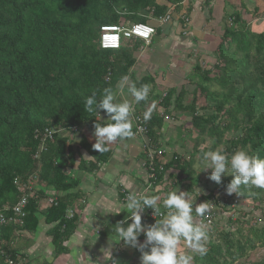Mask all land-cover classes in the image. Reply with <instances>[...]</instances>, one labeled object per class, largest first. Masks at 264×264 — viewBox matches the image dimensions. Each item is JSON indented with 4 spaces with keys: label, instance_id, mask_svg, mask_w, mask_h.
I'll list each match as a JSON object with an SVG mask.
<instances>
[{
    "label": "trees",
    "instance_id": "16d2710c",
    "mask_svg": "<svg viewBox=\"0 0 264 264\" xmlns=\"http://www.w3.org/2000/svg\"><path fill=\"white\" fill-rule=\"evenodd\" d=\"M180 1L0 0V205L17 203L22 193L19 184H33L35 191L28 200L22 225L0 227V264H6V259L16 262L17 252L10 246L14 234L34 232L40 217L53 225L50 234L55 255L66 252L63 244L78 220L75 215L66 218L77 199L78 180L67 175L65 169L73 167L78 145L92 160H81L78 167L87 166L89 172L113 154L109 145L108 151L99 153L73 128L93 133L95 123H109L103 110H99V116L85 111L84 99L93 91L99 98L105 87L115 89L124 76L137 87L150 85L148 100L133 107L135 112H145L155 102L151 119L144 121L154 150L164 116L174 113L189 119L188 135L196 133L198 142L205 141L202 136L209 139L208 147L198 149L194 143L190 151L182 148L184 153H174L164 166L169 171L166 181L171 182L170 187H183L184 192L196 196L204 186L196 197L197 204L214 203L222 216L227 214V219L215 222L209 233L207 255H196L193 264H264V189L249 187L242 188V195L228 194L231 175L222 176L221 183L216 184L208 179L210 169L194 174L191 168L194 159L209 150L231 154L243 149L264 158V32L251 30L241 6L240 11L231 8L224 12L220 22L223 30L210 65L205 67L198 59L190 71L194 79L183 78L194 87L187 105L184 85L178 87L175 82L163 87L156 84L157 74L138 81L132 77L130 71L143 45L140 41L122 39L118 50L100 47L101 27L150 23L151 17L165 16L171 6L180 11ZM160 32L156 34L160 36ZM212 81L220 88L217 94L208 93L214 88ZM120 97L117 102H122ZM199 99H203V105L198 104ZM49 129L63 131L54 132L49 140L44 137ZM76 136L81 138L78 144L74 142ZM40 146L43 149L36 156ZM145 160L141 154L140 161ZM157 183H163V174L158 175ZM161 192L165 196L170 191L163 186L156 195ZM48 193H53L56 201L39 211L38 203ZM234 204L249 207L245 212L237 211ZM147 221L142 219V224Z\"/></svg>",
    "mask_w": 264,
    "mask_h": 264
},
{
    "label": "crops",
    "instance_id": "0c3cea01",
    "mask_svg": "<svg viewBox=\"0 0 264 264\" xmlns=\"http://www.w3.org/2000/svg\"><path fill=\"white\" fill-rule=\"evenodd\" d=\"M231 1H236V5L231 6L230 0H190V6L193 8L194 14L191 16V27L189 28L188 35L183 37L182 29L179 26L174 28L173 25L168 26L170 27L168 30L173 32L176 31V35H173L174 33L171 31L167 33L161 31L160 36L157 35L156 37L158 40L153 39V49L148 50L153 52L152 56H146V60L148 58L149 61H151V59L154 58L157 60V63L163 64L162 68L159 66L142 67L138 59L135 66L130 71L132 77H135V75L137 76L139 73H146L145 76L157 74L156 84H159L160 81L163 87L167 84H175V82H179V80L186 83L184 79L179 77L183 75L182 78H186V72L185 74L182 72L178 73L177 70L184 67L187 72H190V69H192L196 63H199L198 59L206 63L207 66L210 65L206 59L213 56L214 47L221 36V34H216L219 31L217 28L220 26V31H222L221 28H223V26L220 25L222 16L224 12L230 11L231 8L232 11H240L241 6L243 8L242 12H244V10L246 12L243 19L250 24L251 30L254 33L264 32V0ZM205 4L207 9L209 8V14L202 11L201 7ZM214 8L215 10L213 12ZM210 20L215 24L212 22L213 25L209 27V31H214L215 34L208 31L207 34H202V38L195 39L194 37L198 34L197 32H200V30L204 31L201 28L202 22L208 25ZM174 39H177V41L182 40L181 43H184L183 40L192 44L196 42V50H192L195 54L191 52L188 54V58L184 59L183 54H181L179 50H176L174 46L169 45L167 50L166 44ZM205 44H209L210 46L208 47ZM180 47L184 48V45H180ZM146 49L147 48H142L143 52L139 55H142ZM171 56H174V58H171ZM163 68L166 70L165 73L160 72ZM150 72L152 74H150ZM159 72L164 76L163 82H161L163 79L159 80L158 78ZM171 72L175 73L173 74ZM176 76H178L179 80L175 79ZM140 78H138L137 81L140 80ZM159 90H162V88H159ZM178 114L168 116V119L164 121L163 129L158 139L159 145L161 133H163L165 129H169L170 124L173 123L176 117L185 119V121L188 120V118L181 113ZM188 125H185V127H188ZM81 132L83 131L80 130L77 133L81 135L83 134ZM83 135L88 138V143L93 146L95 143L92 139L94 137L93 133H88L86 131ZM80 139V136H76L74 137V142L78 144L77 142L80 141ZM109 146L113 153L111 159L104 164L98 165L97 169L93 172L87 171V169H89L87 166L83 169L78 167L81 160L88 163L92 162L88 153L84 149H80L79 145V153L75 156L73 167L65 169L67 175L78 180L77 199L70 208L74 211L78 220L74 232L63 244V247L66 248V252L58 256L55 255L52 235L50 234L53 225H47L44 219L40 217L38 227L34 232L27 233L17 231L14 234L11 249L17 252L16 260L19 264H92L91 261L104 264V260H108L107 252H104L103 258V249L111 247L112 244L117 242L115 232H111V227L122 220L126 213L103 214L107 211L115 213L118 210H123L121 192H141L146 183L145 173L138 165L141 160L139 140L132 137L125 142H113L109 144ZM161 146L162 143L160 147ZM174 146L176 148L177 145ZM180 146H182L181 143L178 147ZM173 153L176 152L174 151ZM169 157L170 156L166 153V160H168ZM171 174H174V172L171 171ZM167 176L168 175L165 176L164 181H166ZM170 183L171 182L167 181L163 186L167 187L169 190L172 188L169 186ZM177 188L179 191H183L180 187ZM176 189H170L169 191ZM157 196H159L161 200L165 197L163 192ZM40 202L39 211L47 206V202L44 199ZM105 221H107L106 224ZM153 223L155 222L144 225L147 226ZM95 229L98 230L96 231ZM111 254L113 259L119 261V264H140V252L136 248L123 246L122 241L112 246ZM108 264H111V262L109 261Z\"/></svg>",
    "mask_w": 264,
    "mask_h": 264
},
{
    "label": "clouds",
    "instance_id": "9594fccd",
    "mask_svg": "<svg viewBox=\"0 0 264 264\" xmlns=\"http://www.w3.org/2000/svg\"><path fill=\"white\" fill-rule=\"evenodd\" d=\"M177 6H180L181 9L176 12L183 13L191 21V16L194 14V10L190 6V0H181ZM201 8H207L206 4ZM152 19L156 18L151 17L150 23H138L151 25L155 29V33L150 36L148 41L138 37H121L120 43L122 39L138 40L143 44L139 54L143 52L142 48L150 50L151 45L154 42L153 39H156L157 37V30L163 31L166 27L172 25L171 23L170 25L164 27L157 26L154 24ZM176 24L182 29L183 33L184 28L182 27V24L180 22H176ZM116 26L129 28L132 25L124 26V24H119ZM190 27L191 25L189 28ZM189 28L186 30L187 33L189 32ZM119 47L107 50H118ZM150 90V85L143 84L140 87H137L135 82L130 81L129 77L124 76L118 82L115 89L112 87H105L99 98L97 97V93L95 91L85 97L84 110L88 113H95L98 116L99 110H103L107 115L106 121H109V123L104 125L99 123L94 124L93 136L95 137V143L93 144V148L96 151L99 153L106 152L108 151L107 146L109 144L118 140L124 141L134 137L139 140L140 152L144 156L142 141L134 135L132 115L139 112L134 111L133 104H139L142 101H147ZM126 94L133 98L131 102L127 99H124L122 102H117L118 96H125ZM154 105L155 102L153 101L152 107H149L143 113V119L145 122L151 119ZM57 130L58 129H53V131ZM73 130L74 133L79 132L76 128H73ZM62 131L63 130H61V132ZM81 131H83V129H81ZM157 146L158 148L155 150L163 151V154L160 157H156L155 163H163V172L156 171V181L152 186V192L147 195L145 194L147 190L144 192L129 191L123 201V210H118L115 213L107 211L103 215L109 213L119 214L120 212H125L127 214L122 220L118 221L111 227V232H115L116 243L122 241L123 246L136 248L140 252V264H193L194 257L196 255L200 257L207 255V243L209 241L210 229L205 220L210 214L213 205L210 202L197 204L196 197L200 194V192H198L196 196H192L190 192L179 191L178 188L174 191L168 192L163 200L156 195V192H160L163 184L167 182L164 181V176H166L169 171L168 169H165L164 166L167 161L170 160V158L166 160V151L160 147L159 142ZM151 149L153 148L151 147ZM197 159L200 167L199 172L210 169L211 172L208 179L216 184L221 183L222 176H232L231 181L226 186V192L228 194L235 193L236 195H242V188L249 187L264 189V158L249 154L247 151L241 149L236 150L231 154H227L222 150H209L200 154ZM144 162L145 161H140L139 165L141 170L145 173V170L142 167ZM160 174H163V183L156 184L158 175ZM123 192H121V194ZM47 198L44 200L46 201ZM40 203L41 202L39 201L38 206ZM146 209H151L154 217L159 216L161 218L155 219V223L151 225L146 226L142 224V214ZM106 223L107 221H105V224ZM148 223L150 222L147 221L146 224ZM95 230L97 231L98 229ZM141 234L144 236L143 239L138 238ZM142 240L143 242H139ZM181 242H183L185 247L190 251H178ZM114 244H112V246ZM112 246L103 249V258L104 252H107L108 255V260H104V264H108L109 261L111 264H119V261L113 259L112 257ZM13 262L19 264L17 260L16 262ZM91 262L92 264H99V262Z\"/></svg>",
    "mask_w": 264,
    "mask_h": 264
},
{
    "label": "built area",
    "instance_id": "2783aa9c",
    "mask_svg": "<svg viewBox=\"0 0 264 264\" xmlns=\"http://www.w3.org/2000/svg\"><path fill=\"white\" fill-rule=\"evenodd\" d=\"M177 16L176 19L172 16ZM154 24L157 26H168L171 23L174 22H180L182 24V27L184 28L182 35H187V29L191 25L190 19L184 15L183 13H177L173 7L171 6L169 8V11L164 17L152 19ZM100 47L103 50L107 49H116L120 45V38H131V37H138L141 39H145L146 41L149 40L150 36L155 33V29L151 25H143V24H136L132 25L129 28H124L123 26H103L100 29ZM143 113L144 111L138 112L133 115L132 121H133V127H134V135L141 139L142 141V149L143 154L147 160L142 164V167L145 170L146 175V183L142 189L141 192H144L145 190L147 195H149L152 192V186L154 182L156 181V171L163 172V163L156 164L155 159L156 157H160L163 154V151H156L151 149V145L149 144V141L147 139L146 134V125L143 119ZM168 118L164 116V121ZM54 132H61V129H58L57 131L53 130H46V133L44 137H48L49 140L51 139ZM43 147L40 146V150H42ZM35 156V158H36ZM33 184H28V186L18 185V189L21 193V197L17 201L16 204L13 206L9 205H2L0 206V227H5L8 224H11L13 226H20L23 223V219L26 216L25 208L28 204V200L31 196H34V190H33ZM24 191H28L27 193H24ZM122 202L125 200L126 195L128 193L123 192L122 193ZM55 198L52 196H49L46 200L47 205H51L55 203ZM213 205L210 214L206 217L205 222L209 226V233H212V229L215 227V222L217 220V209L214 205V203H211ZM9 214V215H8ZM74 217V212L70 209L66 213V218L71 219ZM161 217L157 216L154 217L151 209H146L145 212L142 214V219H147L149 222H155V219H160ZM139 242H143L139 241ZM6 264H18L14 263L10 259H6Z\"/></svg>",
    "mask_w": 264,
    "mask_h": 264
},
{
    "label": "rangeland",
    "instance_id": "374dc122",
    "mask_svg": "<svg viewBox=\"0 0 264 264\" xmlns=\"http://www.w3.org/2000/svg\"><path fill=\"white\" fill-rule=\"evenodd\" d=\"M230 5L232 6H235L236 5V1H231L230 0ZM208 10H209V8L207 9V8H203L202 9V11H204V12H206V13H208ZM214 10H215V8L213 9V12H214ZM209 14V13H208ZM172 16L174 17V19H176V17L177 16H175V15H173L172 14ZM206 16H208V15H206ZM213 21H209L208 22V25H205L204 24V22H202V24H201V28H202V30H204V31H201L200 30V32H197L198 34L194 37L195 39H197V38H202L201 36H202V34L204 35V33H206L207 34V32L209 31V27H211V25H213V23H212ZM215 24V23H214ZM172 25L174 26V28L176 27H178V25L176 24V22H174V23H172ZM168 28H170V27H166L163 31H165L166 33L167 32H169V31H171V30H168ZM214 28V27H213ZM173 30V29H172ZM206 30V31H205ZM217 30H219L216 34H221V32L222 31H220V26H218V28H217ZM221 30H223V28H221ZM172 33H174L173 35H176V31H171ZM210 32V31H209ZM179 33V32H178ZM211 33V32H210ZM209 33V34H210ZM215 34V33H214ZM187 35H188V33H187ZM186 35V36H187ZM194 36V35H193ZM213 36V35H212ZM183 37H185V36H183ZM125 40V39H124ZM156 40H158V39H156ZM126 41V40H125ZM182 41V40H181ZM181 41H177V39H174L173 41H171V42H168L167 44H166V48L170 45V46H174L175 48H176V50H179L180 52H181V54H183V58L184 59H186V58H188V54L189 53H194L192 50L194 49V50H196L195 48V45H197V43L195 42V44H192V43H188V42H185V40H183V42L184 43H181ZM180 45H184V48H181L180 47ZM206 46H210L209 44H205ZM151 49H153V47H151ZM157 50V49H156ZM167 50H168V48H167ZM152 54H153V52L152 51H148V50H146L142 55H139L138 56V59L140 60V64H141V66L142 67H144V66H152V67H156V66H159V67H161L162 68V63L161 64H159V63H157V60L156 59H154V58H152L151 59V57H150V59H151V61H149V59L147 58V60H146V56H148V55H150V56H152ZM195 54V53H194ZM197 54V53H196ZM212 55H214V54H212ZM211 57V56H210ZM210 57H208L206 60L207 61H210ZM171 58H174V56H171ZM147 62V63H146ZM144 63H146V64H144ZM206 65V63H204V66ZM206 67V66H205ZM140 69H142V68H140ZM176 69V68H175ZM188 70V69H187ZM190 71H191V69H190ZM161 73H165L166 72V70L163 68V69H161V71H160ZM159 72V73H160ZM177 72L179 73V72H182V73H184L185 74V72H186V78H189V79H194V77H195V75H194V73H192V74H190L191 72H187L186 70H185V68L183 67V68H180V69H178L177 70ZM159 74V77H160V79H162V77H164L162 74ZM171 73H175V72H171ZM145 74L146 73H139V74H137V76L135 75V77H136V79H138V78H140L141 76L143 77V76H145ZM150 74H152L151 72H150ZM190 74V75H189ZM179 77H181V79H183L182 77H183V75H181V76H179ZM175 79H177V80H179V78H178V76H176V78ZM164 81V78H163V80L161 81V82H163ZM224 81H227V80H224ZM159 84H161L160 83V81H159ZM180 84V85H179ZM210 84H212V86H214V88L212 89V90H209V92L208 93H210V91L212 92V91H214L213 92V94H217L218 93V91H220V88H218L217 87V84H215L213 81H212V83H210ZM182 85H184L185 86V90H186V92H187V94H186V97H185V100H184V103L187 105L189 102H190V100H191V97L193 96V94H194V87L192 86V85H189L187 82L186 83H183V82H181L180 80H179V82L177 81V86H182ZM209 85V84H208ZM209 86H211V85H209ZM179 90V89H178ZM224 90V89H223ZM197 94H199V92L197 93ZM191 96V97H190ZM130 96L128 95L127 96V94L125 95V96H121L120 97V99L123 101L124 99H129V101H130ZM198 104L199 105H203V99H199V101H198ZM175 114V113H174ZM176 116V115H175ZM178 116H179V114H178ZM187 116V115H186ZM188 121H189V119L187 120V121H185V119H180L179 117H176L175 118V120L173 121V123H171L170 124V126H169V129H165L164 131H163V133H161V138H160V145H161V143H162V148H164L165 149V151H166V153H167V155L168 156H171L172 154H173V152L175 151L178 155H182V153H184V150H189L190 151V149H191V146H192V144H196L197 143V148L198 149H202V148H204V147H208L209 145H210V142H209V139L207 138V137H205V136H202V138H204L205 139V141H203V142H198L199 141V137L198 138H196V133H195V135H193V134H190V135H188V133H187V130H188V128H190L189 127V125H188ZM185 125H188V127H185ZM174 126V127H173ZM86 132V130H84L83 129V132H81V133H85ZM226 137H228V135H226ZM94 141H95V137H93L92 138ZM182 144V146H180V147H178L179 146V144ZM174 145H177L176 146V148H175V146ZM184 150H183V149ZM175 153V154H176ZM187 157V156H186ZM170 158V157H169ZM168 158V159H169ZM195 161L193 162V164L191 165V168H192V172H194V174H196V173H198L199 174V164L197 163V158H195L194 159ZM176 172V171H175ZM212 182V181H211ZM202 184V183H201ZM185 185H187V184H185ZM181 189H183V191H184V188L183 187H180ZM170 189H174V188H170ZM176 189V188H175ZM204 190V186H202V187H200L199 188V190H197V193L200 191V190ZM174 191V190H173ZM49 194V196H51V195H53V193H48ZM234 206V208L235 209H237V211H239V210H241V211H243V212H245L246 210H248V207H247V205H245V206H241V205H237V204H234L233 205ZM245 210V211H244ZM217 213H218V215H217V220H216V222H218V220L220 219V221H224L225 219H227V214L226 213H224L223 214V216H222V213H220L219 212V210L217 209ZM252 217V214H249V216H248V219H250ZM220 223V225H222V223L221 222H219ZM186 249V247H185V245L183 244V243H181L180 244V246H179V248H178V251H181V252H184V250ZM262 257H264V256H262ZM242 262H240V263H238V264H241Z\"/></svg>",
    "mask_w": 264,
    "mask_h": 264
}]
</instances>
